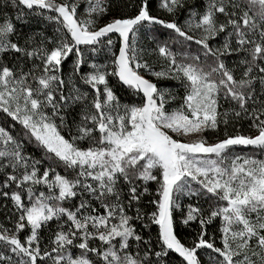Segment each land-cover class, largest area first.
Here are the masks:
<instances>
[{
    "label": "snow or ice",
    "instance_id": "1",
    "mask_svg": "<svg viewBox=\"0 0 264 264\" xmlns=\"http://www.w3.org/2000/svg\"><path fill=\"white\" fill-rule=\"evenodd\" d=\"M0 217V264H264V0H0Z\"/></svg>",
    "mask_w": 264,
    "mask_h": 264
},
{
    "label": "trees",
    "instance_id": "2",
    "mask_svg": "<svg viewBox=\"0 0 264 264\" xmlns=\"http://www.w3.org/2000/svg\"><path fill=\"white\" fill-rule=\"evenodd\" d=\"M9 4H10V0H9ZM10 10H11L10 8L5 9V11H10ZM34 27H35V25H34ZM24 31H29V29L25 28ZM119 94L121 95L122 99L125 100V101L130 99V95L125 94L123 91H119ZM0 218H2V217H0Z\"/></svg>",
    "mask_w": 264,
    "mask_h": 264
}]
</instances>
